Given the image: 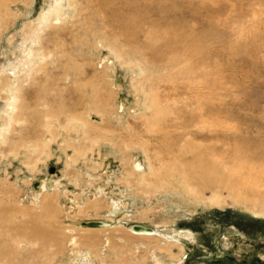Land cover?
Listing matches in <instances>:
<instances>
[{
  "label": "rangeland",
  "instance_id": "rangeland-1",
  "mask_svg": "<svg viewBox=\"0 0 264 264\" xmlns=\"http://www.w3.org/2000/svg\"><path fill=\"white\" fill-rule=\"evenodd\" d=\"M129 3L0 0V80L10 86L4 87L6 95L0 92V259L7 251V258L18 254L28 264L48 258L50 264L155 261L156 251L148 250L156 240L132 238L123 244L104 237L116 228L141 225L159 233V242H172L175 254L182 248L179 258L157 254L161 264L264 261V0H173L172 20L150 29L157 20L151 17L141 23L145 35L132 39L106 27L109 15L103 17L105 10L120 16L132 12ZM198 41L196 53L183 51ZM44 52L52 57L44 61ZM39 65L44 69L33 81L30 72ZM74 77L95 91L77 94ZM17 89L23 91L19 97ZM66 92L80 96L76 108ZM14 101L19 111L11 113ZM66 106L70 113L64 114ZM9 116L15 117L11 125ZM181 152H186L182 163L204 156L228 179L236 181L240 172L253 189L233 195L217 183L199 192L193 180L192 192H186L184 180L167 169ZM51 168L74 193L55 197L48 191L29 205L33 183H45L54 175ZM153 172L166 182L156 192L145 186L158 183ZM43 194L54 201L49 215L41 213ZM67 194L75 206L89 208L65 212ZM110 199L122 206L115 223L106 213ZM32 220L61 242L59 254L47 256L50 241L43 255L16 238L31 230ZM83 220L110 227L95 234L73 228Z\"/></svg>",
  "mask_w": 264,
  "mask_h": 264
},
{
  "label": "bare ground",
  "instance_id": "bare-ground-1",
  "mask_svg": "<svg viewBox=\"0 0 264 264\" xmlns=\"http://www.w3.org/2000/svg\"><path fill=\"white\" fill-rule=\"evenodd\" d=\"M68 1V0H67ZM176 1V0H175ZM177 3V2H176ZM129 5H131L134 9L132 12L128 13V14H125L124 16H120L118 14H115V13H108L107 12L103 14H105L103 17L105 18L106 15H109L107 21L104 22V25L106 27H110L111 29L121 33L123 36H126V37H129V38H134L136 35L138 36L139 35H145V31L146 30H142L144 29V25H141V23H148L146 20L151 18V17H155L157 18L156 22H152L150 24V29H154L157 27L158 24H162V21L163 23L164 22H168L169 20H172V17L174 15V10H173V0H132V3H129ZM129 5H126L125 7L129 8ZM107 9V8H106ZM100 12V11H99ZM66 16V15H65ZM95 16V15H94ZM42 19V18H41ZM176 20V18L174 19ZM157 21H159V23H157ZM45 22V21H44ZM51 22V21H50ZM140 23V24H139ZM170 23V22H169ZM168 26V25H167ZM99 27L98 29L96 30L95 29V33H97L98 35L100 34L99 33ZM141 29V30H140ZM171 30V29H170ZM97 31V32H96ZM170 32V31H169ZM173 33H176V32H173ZM116 34V33H115ZM176 34H179V33H176ZM175 35V34H174ZM183 35V34H182ZM181 34L179 35H176L174 38L176 40H179V41H183L184 40V43L185 42V37H183ZM178 36V37H177ZM55 37V36H54ZM38 38V37H37ZM194 38H198V37H194ZM200 38V37H199ZM198 38V39H199ZM201 39V38H200ZM196 42V41H195ZM188 44V43H186ZM185 44V46H186ZM183 46V45H182ZM199 41L198 43H195L194 46L186 49L184 48L183 51H186L188 54H194L198 51V48L199 47ZM41 47V46H40ZM187 47V46H186ZM38 51V50H37ZM42 55V54H41ZM51 56V54L49 52H44L43 55L41 56L42 59H44V61L49 58ZM183 56H186L183 54ZM40 57V56H39ZM52 57V56H51ZM176 57V55L174 56ZM173 57V58H174ZM194 57V56H192ZM172 58V59H173ZM185 59V58H184ZM178 60V59H177ZM173 61V60H172ZM173 63V62H171ZM178 63V62H177ZM184 63V62H183ZM175 64V63H174ZM176 66V65H175ZM35 68V67H34ZM33 68V69H34ZM44 69V65L43 66H40L39 65V68L37 67V69L35 68L34 70H32L30 72V78H31V74H32V78L34 76V79H32L33 81H35L37 79V77L39 76V73ZM186 69L188 70V67H186ZM185 69V70H186ZM70 71H72V67H70ZM189 70L187 72V74H189ZM44 74V72H43ZM79 75V73H78ZM175 75V74H174ZM191 75V73H190ZM178 77V75H177ZM4 78V77H3ZM77 79L78 77H74V83H75V91L76 93L78 94L79 93H84V92H88V89H91V91H95L94 90V86L90 83L88 85V89L85 85L83 84H80L77 82ZM18 80V79H17ZM20 81V80H19ZM198 83V82H197ZM44 84V82L42 83ZM20 86V85H19ZM4 87L6 89H8L10 86L8 83H5L3 80H0V92H3L5 94V90H4ZM21 88V87H20ZM20 90V89H19ZM18 89L15 90V93L16 95L19 97V94H22L23 91H19ZM13 91V90H12ZM41 91L44 92V89H42ZM21 92V93H20ZM13 93V92H12ZM91 95V92L89 93ZM94 94V93H93ZM6 95V94H5ZM63 96L65 98H72L74 100V107H75V103H79L78 102V98L80 96L76 95L75 93H71V92H66V93H63ZM6 97V96H5ZM4 97V98H5ZM14 100L16 99L15 97H13ZM77 98V100H76ZM82 99V98H81ZM80 99V100H81ZM76 101V102H75ZM44 105V104H43ZM151 105V104H150ZM66 106V108L64 107V109H62V112L64 114H66L67 112L70 113V111L66 110L65 109H68L70 107ZM79 107V106H78ZM76 108V107H75ZM196 108V107H195ZM149 109V107H148ZM8 110H11V113H14L16 110L17 112L19 111V106L17 104L16 101H14L12 104H10L8 106ZM161 112V110H159ZM158 111V112H159ZM160 112L158 113L157 116L160 115ZM69 115V114H68ZM73 115V114H72ZM71 115V116H72ZM86 115V114H85ZM70 116V115H69ZM74 116V115H73ZM10 117V116H9ZM22 118L20 115L17 114V118ZM43 118V117H42ZM56 118V117H55ZM70 118V117H69ZM72 118V117H71ZM71 118L69 119L70 121H72L75 125L76 123L79 124V122L74 119L73 117V120H71ZM158 118V117H157ZM49 118H47L48 120ZM68 119V118H66ZM161 119V117L159 118ZM44 120V119H43ZM153 120V119H152ZM155 120V119H154ZM15 121V117L14 116H11L9 118V124L11 125L13 122ZM46 121V120H45ZM49 121V120H48ZM47 121V122H48ZM44 122V121H43ZM46 122V124H47ZM65 122V121H64ZM83 122V121H82ZM160 122V121H159ZM158 122V123H159ZM204 122V121H203ZM40 123H41V120H40ZM45 123V122H44ZM44 124V126L46 125ZM49 125V123H48ZM5 126H7V124H5ZM43 126V128H44ZM83 126V125H81ZM89 126V125H88ZM84 127V126H83ZM92 129H95L96 131V127L95 126H91ZM163 127V126H162ZM8 128V126H7ZM48 128V127H47ZM65 128V127H64ZM85 128V127H84ZM91 129V128H90ZM157 129V128H156ZM163 129V128H162ZM166 129V128H165ZM72 130V129H71ZM4 131V130H2ZM2 131H0V136H1V133ZM44 131L45 128H44ZM50 131V130H49ZM84 131V130H82ZM162 131V130H161ZM6 132V131H5ZM52 133V132H51ZM83 133V132H82ZM166 133V132H165ZM43 134V133H42ZM3 135V134H2ZM83 135V134H82ZM165 135V134H164ZM168 135V134H167ZM84 136V135H83ZM100 136V135H99ZM170 137V136H169ZM82 138V137H81ZM99 138V137H98ZM100 139V138H99ZM1 142V141H0ZM67 142V141H65ZM186 143V142H185ZM65 144V143H64ZM187 144V143H186ZM188 145V144H187ZM68 146V145H66ZM90 146V145H89ZM43 147H47V145H45L44 143H42L41 145V148ZM33 148H36V146H34ZM39 148V147H38ZM36 148V149H38ZM72 148V147H71ZM188 148V147H187ZM190 148V147H189ZM188 148V149H189ZM169 150V148H168ZM242 150V149H241ZM39 151H41L39 149ZM194 151H197V150H194ZM201 151V150H200ZM244 151V150H243ZM241 151V152H243ZM78 152V151H77ZM81 152V150H80ZM244 153V152H243ZM185 153H182L181 154H178V157L176 156V158H173V161L170 163V166L167 167L168 171L170 173H173V174H176V175H179L181 177L182 180H184V186L186 188V192H192V187H191V184L190 183H193V180H195V182L193 184L196 185V187L198 189H200L199 192H201V190H205V189H209L210 187H216L217 183H219L224 189L225 191H230L231 194L233 195H236L238 192H240L242 189H250L252 190L253 189V185L250 184V186H248V182H250L245 176H243L240 172L239 173H236V181H234V179H228L227 177H225V175H223L224 173H222L218 168H216L215 166L211 165L210 163L207 162L206 158L203 156L201 157L200 156H197L195 158L196 161L192 162V163H189V164H185V163H182V156H184ZM237 153L234 154V156L236 155ZM242 155V153H241ZM239 155V156H241ZM238 156V155H237ZM238 156V157H239ZM237 157V158H238ZM247 157V155H246ZM248 158V157H247ZM251 158V157H250ZM248 158V159H250ZM255 158V157H254ZM240 159V158H239ZM247 159V160H248ZM210 160V159H208ZM243 160V159H242ZM241 160V161H242ZM211 161V160H210ZM235 162H238L237 160ZM244 163V162H243ZM247 162H245V164H247ZM137 171H140V168H134ZM239 169V168H238ZM234 170V169H233ZM158 172V171H157ZM241 172H244V171H241ZM51 174L54 173L53 176H47V179L45 180V183H39L38 181H36L35 183H33V186H32V189L31 190V196L26 200L27 203H29V205H33L34 201L37 199V197L39 195H41L42 193H47L46 195H49L48 194V191L51 192V194H54L55 197L59 196V193L60 194H63L65 192H68L70 194H73L74 193V190L72 188L69 187V185L64 182L62 179H60V174L59 172H55L53 170V172H50ZM160 173V172H159ZM157 175V173L153 172L151 173V176H152V179L154 180H159L158 183H155V182H152L151 183H146V187L150 190H154V192L158 191L159 190V185H163L165 186L166 182L164 180H161V179H165L164 176H162L161 174ZM190 174L189 177H193V178H189L188 175ZM232 175V174H231ZM241 175V176H240ZM158 176L162 177L161 179H158ZM230 176V175H228ZM247 176V175H246ZM179 177V178H180ZM145 178V177H144ZM230 178V177H229ZM142 179V178H140ZM250 179V178H249ZM144 180V179H143ZM142 180V181H143ZM43 181V180H42ZM44 182V181H43ZM252 182V181H251ZM145 183V181H144ZM147 184H150L149 186ZM194 185V186H195ZM71 186V185H70ZM152 186V187H151ZM162 187V186H161ZM223 189V190H224ZM244 189V190H245ZM72 190V191H71ZM197 191V190H196ZM197 191V192H198ZM226 191V192H227ZM49 192V193H50ZM243 193V192H242ZM43 194V199H42V204L41 206L43 207V209L41 210V213L42 215H49V212H51L53 210V207L54 206V201L51 199V197H45V195ZM70 194H67L65 196L66 199H68V201L64 200L62 202V205L63 206V209L65 212H68L69 214L72 215V213L76 214V213H81V212H85L89 206H87L86 204H84L83 206H78L76 208V206L72 203L71 199H70ZM198 195V194H196ZM239 195V194H238ZM73 196V195H72ZM91 197V196H90ZM36 198V199H35ZM47 198H49L47 200ZM216 197H213L211 199V202L215 199ZM218 198V197H217ZM95 199V198H94ZM96 200V199H95ZM53 201V202H52ZM94 201V200H93ZM39 202V201H38ZM61 202V201H60ZM76 202V201H75ZM91 202V201H90ZM259 202V201H258ZM86 203V202H85ZM40 204V203H38ZM35 205V204H34ZM24 207V206H23ZM31 207V206H30ZM35 207V206H34ZM56 209V208H55ZM57 210V209H56ZM122 211V206L115 200L113 199H110L109 201V204H108V210L106 211V213H108V218L109 220L108 221H113L114 223L117 221L115 219L119 218L120 216V213ZM55 212V211H53ZM122 214V213H121ZM43 217V216H42ZM50 217V216H49ZM117 217V218H116ZM38 218V217H36ZM40 218V217H39ZM48 218V217H47ZM36 220V219H35ZM35 220H32V224L34 225L31 230L29 232H24V231H21L19 233L16 234V238H23L25 239L26 241L25 242H31V244L33 245H36L38 249L37 253L40 254L42 253L44 255V250L45 249H48V246H50L48 244L47 241H50V243L52 242V246H51V249L52 250H47L45 253L47 254V256L49 257L52 253H55L57 255V253L61 250V242H59V240L52 234H47L48 232H46L44 230V227L41 226L40 224V221H35ZM44 221V220H43ZM107 221V222H108ZM89 222H96L98 225L97 227H88V226H81V224H84V223H89ZM110 222V223H111ZM76 223V222H75ZM40 224V225H39ZM43 224V222H42ZM141 226V225H139ZM106 227H110V225L108 226L107 223H103L101 221H83L81 223H76L73 225V228L74 229H78L80 230L81 232L83 233H90V234H95V232L93 230H97V231H101L103 232V230H100V229H106ZM133 225L129 226L128 229L126 228V231L128 232L127 235H129L130 237H132L134 240L137 239V238H145V239H149V240H156V242L154 243L155 245L153 247H155L153 249V247L149 248L148 252L153 250V253L156 251V257L158 256L157 254H160V253H163L164 252L166 253V255H168L170 258L172 257L173 259L174 258H179L181 256V253H182V248L181 247H178V253L175 254L173 251H172V248L174 245H172V242L170 243L169 241L168 242H159L157 239L159 236L155 230L151 229V228H147L145 227V229H148V231H133L132 229ZM144 227V226H142ZM53 230V229H52ZM76 231V230H74ZM50 233H52L50 231ZM166 238H170V236H165ZM152 238V239H151ZM83 239V238H82ZM122 239V238H121ZM181 239V238H180ZM130 240V238L128 239ZM139 240V239H137ZM148 240V241H149ZM163 239L161 238L160 241H162ZM61 241V240H60ZM87 241V240H86ZM90 241V240H89ZM164 241V240H163ZM175 244V242H174ZM151 246V245H150ZM77 247V246H76ZM115 248V247H114ZM6 250V249H5ZM4 254V256L2 257V259H0V264H28V262L24 259H20L18 257V254H15L14 256L12 257H8L7 258V251L6 252H2V255ZM49 254V255H48ZM59 254V253H58ZM84 254V253H83ZM6 255V256H5ZM87 256V255H86ZM175 256V257H174ZM44 257V256H43ZM154 257V256H153ZM155 257V261H146L144 264H161L160 262H158V258ZM183 257V256H182ZM83 259V258H82ZM121 259V258H120ZM4 260V261H2ZM85 260V259H84ZM87 260V259H86ZM88 261V260H87ZM86 261V263H87ZM85 262V261H84ZM143 262V261H142ZM141 262V263H142ZM51 263V259L48 258L46 262H44V264H50ZM80 263V261H79ZM82 264V263H81Z\"/></svg>",
  "mask_w": 264,
  "mask_h": 264
},
{
  "label": "crops",
  "instance_id": "crops-1",
  "mask_svg": "<svg viewBox=\"0 0 264 264\" xmlns=\"http://www.w3.org/2000/svg\"><path fill=\"white\" fill-rule=\"evenodd\" d=\"M79 221V220H78ZM84 221V220H83ZM82 221V222H83ZM114 230H116L115 232H114V234L111 232L110 234H112V235H105L104 237L105 238H113V239H121L122 240V243L124 244V243H126V242H130V241H133V239H132V237H130L129 235H127L125 232H127L126 230L124 231H119L120 229L119 228H116V229H114ZM106 234H109V233H106ZM125 234V235H124ZM100 236V235H99ZM130 238V240H128ZM107 246H109V244H107ZM133 249H134V247H133ZM65 250V248L63 247V251ZM74 250H76V248L74 249ZM132 250V249H131ZM131 250H129L128 249V251H129V254H130V257L133 255V253H132V251ZM76 252H77V250H76ZM88 252H90V251H88ZM116 254V256H118V255H121V253L120 252H118L117 251V249H115V251H114ZM131 252V253H130ZM130 257H128L127 259H129L130 260Z\"/></svg>",
  "mask_w": 264,
  "mask_h": 264
},
{
  "label": "water",
  "instance_id": "water-1",
  "mask_svg": "<svg viewBox=\"0 0 264 264\" xmlns=\"http://www.w3.org/2000/svg\"><path fill=\"white\" fill-rule=\"evenodd\" d=\"M53 168H51L49 171L50 172H53ZM97 223L96 222H89V223H84V224H81V226H88V227H97ZM133 231H148V229H145V227H142V226H139V225H133L132 227Z\"/></svg>",
  "mask_w": 264,
  "mask_h": 264
},
{
  "label": "flooded vegetation",
  "instance_id": "flooded-vegetation-1",
  "mask_svg": "<svg viewBox=\"0 0 264 264\" xmlns=\"http://www.w3.org/2000/svg\"><path fill=\"white\" fill-rule=\"evenodd\" d=\"M248 264H249V263H248ZM254 264H256V263H254ZM257 264H264V261L258 262Z\"/></svg>",
  "mask_w": 264,
  "mask_h": 264
}]
</instances>
